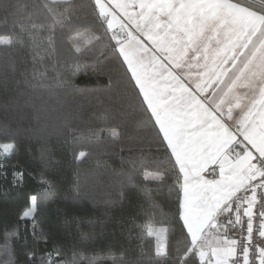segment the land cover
<instances>
[{
  "label": "snow or ice",
  "instance_id": "snow-or-ice-1",
  "mask_svg": "<svg viewBox=\"0 0 264 264\" xmlns=\"http://www.w3.org/2000/svg\"><path fill=\"white\" fill-rule=\"evenodd\" d=\"M36 7L58 23L74 20L70 32L75 35L66 43L76 54L86 50L96 57L91 65L74 63L57 87L75 88L73 78L91 67L108 77L109 90L114 84L120 90L122 115L153 137L139 150L142 179L168 183L176 201L170 218L146 216L149 222L140 225L156 239L149 264H264V0H42ZM44 28L13 26L0 33V47L24 46L27 33L35 51L33 30ZM48 29L54 33L51 25ZM47 41L51 46L52 34ZM100 57L107 64L101 65ZM43 75L25 74L15 87L36 88L34 81ZM2 83L7 88V79ZM2 132L0 176L7 178L5 162L18 145L9 127ZM111 136L118 138L119 131L113 129ZM145 153L159 157L151 161L155 169H148ZM85 156L81 151L76 159ZM11 176L14 187H23L26 176L33 179L45 198L55 187L18 161ZM126 182L133 184L134 178ZM43 202L41 194H31L18 216L34 238L43 233ZM10 235L18 239V231ZM173 236L178 239L170 245ZM43 242L47 246V237ZM25 258L28 264H97L103 257L74 252L68 259L53 243ZM15 260L6 233L0 264Z\"/></svg>",
  "mask_w": 264,
  "mask_h": 264
},
{
  "label": "trees",
  "instance_id": "trees-1",
  "mask_svg": "<svg viewBox=\"0 0 264 264\" xmlns=\"http://www.w3.org/2000/svg\"><path fill=\"white\" fill-rule=\"evenodd\" d=\"M40 3L0 0V33L20 24L45 25L43 30H33L35 51L27 33L24 46L0 47V139H4L2 130L9 127L18 145L17 154L5 162L7 178L0 176V249L7 233L8 242L14 244L15 264H28L25 253L34 249L44 253L53 243L63 247L68 259L75 252L103 257L97 264H149L156 239L140 225L149 222L146 216L155 221L170 218L176 201L168 183L142 179L139 150L153 137L137 131L132 120L122 115L120 90L115 84L109 90L108 77L91 67L73 78L75 88L57 87L59 80L70 76L74 63L91 65L96 57L86 50L82 55L74 53L66 40L75 35L70 29L76 22H56L52 14L36 7ZM17 4L27 7L21 11ZM49 25L54 33L49 32ZM35 53L40 56L34 62ZM99 63L107 64V60L100 57ZM34 71L44 74L34 81L36 88L15 87V81L25 74L31 77ZM117 78L114 73L113 79ZM5 79L7 88L2 83ZM113 129L119 131L118 138L111 136ZM81 151L86 156L76 159ZM145 158L148 169H155L151 161L159 157L145 153ZM17 161L28 172L54 181L49 197L27 176L23 187L13 186L11 171ZM128 176L134 178L133 184L126 182ZM76 191L78 199L73 198ZM31 194H41L44 201L39 214L43 233L37 238L18 220ZM13 231H18V239L11 237ZM43 237L48 239L47 246ZM177 239L173 236L170 245ZM109 254L115 259H108Z\"/></svg>",
  "mask_w": 264,
  "mask_h": 264
},
{
  "label": "rangeland",
  "instance_id": "rangeland-1",
  "mask_svg": "<svg viewBox=\"0 0 264 264\" xmlns=\"http://www.w3.org/2000/svg\"><path fill=\"white\" fill-rule=\"evenodd\" d=\"M153 227H156V226H153Z\"/></svg>",
  "mask_w": 264,
  "mask_h": 264
}]
</instances>
